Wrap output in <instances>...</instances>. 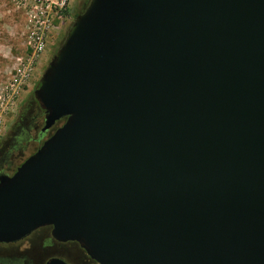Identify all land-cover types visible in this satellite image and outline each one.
<instances>
[{"label":"water","instance_id":"95a60500","mask_svg":"<svg viewBox=\"0 0 264 264\" xmlns=\"http://www.w3.org/2000/svg\"><path fill=\"white\" fill-rule=\"evenodd\" d=\"M34 94L64 122L0 175V243L264 264V0H90Z\"/></svg>","mask_w":264,"mask_h":264},{"label":"rangeland","instance_id":"374dc122","mask_svg":"<svg viewBox=\"0 0 264 264\" xmlns=\"http://www.w3.org/2000/svg\"><path fill=\"white\" fill-rule=\"evenodd\" d=\"M89 2L67 0L65 7L57 12L54 28L46 38L45 50L29 62L31 50L26 47V11L17 7L13 0H0V172L13 173L56 127L62 125L58 123L40 138L43 108L34 92L74 19L84 12ZM32 118L33 122L27 125L25 120Z\"/></svg>","mask_w":264,"mask_h":264},{"label":"flooded vegetation","instance_id":"af4514ba","mask_svg":"<svg viewBox=\"0 0 264 264\" xmlns=\"http://www.w3.org/2000/svg\"><path fill=\"white\" fill-rule=\"evenodd\" d=\"M32 122L33 118L25 120L27 125ZM13 173L0 172V175ZM0 256V264H49L52 260L66 264H97L78 242L54 238L51 226L40 227L16 242L0 243Z\"/></svg>","mask_w":264,"mask_h":264},{"label":"built area","instance_id":"2783aa9c","mask_svg":"<svg viewBox=\"0 0 264 264\" xmlns=\"http://www.w3.org/2000/svg\"><path fill=\"white\" fill-rule=\"evenodd\" d=\"M17 7L26 11L27 42L26 47L31 50L29 62L46 47V38L54 28L57 12L63 9L67 0H13ZM24 72L21 74V79Z\"/></svg>","mask_w":264,"mask_h":264},{"label":"trees","instance_id":"16d2710c","mask_svg":"<svg viewBox=\"0 0 264 264\" xmlns=\"http://www.w3.org/2000/svg\"><path fill=\"white\" fill-rule=\"evenodd\" d=\"M44 116H45V112H44V110H43V111H42V114H41V117H44ZM63 122H64V120H60V121L56 122L55 125H57L58 123H61V124H62ZM54 127H55V126H54ZM56 128H58V127H56ZM56 128H55V129H56ZM47 132H48V131H47ZM47 132H45V133H40V134H39L40 138L43 137L45 134H47Z\"/></svg>","mask_w":264,"mask_h":264}]
</instances>
